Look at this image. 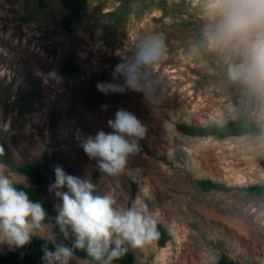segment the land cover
I'll return each mask as SVG.
<instances>
[{
	"label": "rangeland",
	"instance_id": "obj_1",
	"mask_svg": "<svg viewBox=\"0 0 264 264\" xmlns=\"http://www.w3.org/2000/svg\"><path fill=\"white\" fill-rule=\"evenodd\" d=\"M64 14L57 0L47 8L0 0V162L20 173L23 164L41 161L40 184L53 204L48 187L56 165L71 175L88 173L101 192L124 203L146 199L168 239L130 250L132 264H212L222 253L230 264H264V194L247 189L264 185V83L248 71L257 34L220 42L212 0H86L69 31L59 24ZM150 36L163 37L164 49L146 70L147 94L99 92L97 83L111 81L120 62L117 52L131 55ZM69 55L76 72L62 71ZM52 70L63 77L59 84L44 83L41 74ZM243 107L259 133L191 137L176 129L222 124ZM121 108L147 132L126 173L111 177L80 143L111 131L107 121ZM203 178L232 189L203 191Z\"/></svg>",
	"mask_w": 264,
	"mask_h": 264
},
{
	"label": "clouds",
	"instance_id": "obj_2",
	"mask_svg": "<svg viewBox=\"0 0 264 264\" xmlns=\"http://www.w3.org/2000/svg\"><path fill=\"white\" fill-rule=\"evenodd\" d=\"M212 9L219 17L220 42L257 34L250 45L248 71L264 83V0H212ZM163 49V37L150 36L131 55L117 52L120 62L113 67L111 81L97 83V90L105 95L126 91L146 95V70L158 62ZM41 75L45 84L63 80L55 70ZM229 75L235 78L238 72L230 69ZM107 127L111 131L98 130L80 147L96 160L101 173L117 177L126 173L129 158L139 153L147 128L123 108L107 121ZM4 154L0 145V157ZM53 173L48 192L58 203L53 205L55 215H49L42 201L30 198L27 178L0 162V250L25 248L35 237L44 241L42 264H114L130 250L143 249L158 239L156 214L146 199L136 196L124 203L111 192H101L88 173L71 175L60 165L53 167Z\"/></svg>",
	"mask_w": 264,
	"mask_h": 264
},
{
	"label": "trees",
	"instance_id": "obj_3",
	"mask_svg": "<svg viewBox=\"0 0 264 264\" xmlns=\"http://www.w3.org/2000/svg\"><path fill=\"white\" fill-rule=\"evenodd\" d=\"M54 0H36L37 6L39 8H47ZM65 9V14L61 17L59 24L65 31L70 30L72 23L77 20L83 10L86 0H57ZM77 67L73 62L72 55L66 58L64 65L62 66V71L67 73L76 72ZM250 108L243 107L237 112V115L233 119L226 120L222 124L217 123H207L205 125L187 124V123H177L176 129L187 136L191 137H219L225 138L230 136H243L246 134H255L261 131V128L250 118L249 116ZM53 123L55 120L52 121ZM260 166L264 169V158H261ZM43 169V163L41 161H33L23 164L18 168V171L29 177L36 178V184L30 185L31 187L27 189L30 198L34 201H42L49 215H55L53 202L43 194L42 186L40 180L42 178L41 171ZM197 184L203 191L207 190H223L229 191L232 189L222 182L212 181L207 178L197 180ZM256 195L264 194V185H251L247 188ZM159 232V237L157 242L163 244L168 239V234L163 226L157 225ZM65 243H68L65 241ZM44 246V241L38 238H33L31 244L27 245L25 248L18 249L15 251L5 250V255L0 256V264H33L39 260L43 255L41 249ZM51 249V245H48ZM77 255L83 257L84 253L79 252ZM115 262L121 264H132L133 255L128 252L124 257ZM212 264H230L225 254H220V256Z\"/></svg>",
	"mask_w": 264,
	"mask_h": 264
}]
</instances>
